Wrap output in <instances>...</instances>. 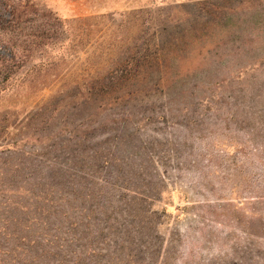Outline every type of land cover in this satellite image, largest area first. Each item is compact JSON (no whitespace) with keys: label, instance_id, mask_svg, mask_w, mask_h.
Listing matches in <instances>:
<instances>
[{"label":"rangeland","instance_id":"374dc122","mask_svg":"<svg viewBox=\"0 0 264 264\" xmlns=\"http://www.w3.org/2000/svg\"><path fill=\"white\" fill-rule=\"evenodd\" d=\"M0 264H264V0H0Z\"/></svg>","mask_w":264,"mask_h":264},{"label":"trees","instance_id":"16d2710c","mask_svg":"<svg viewBox=\"0 0 264 264\" xmlns=\"http://www.w3.org/2000/svg\"><path fill=\"white\" fill-rule=\"evenodd\" d=\"M9 13H10V17H12V16H11V14H12V15L14 14V11H13V9H12V10H10V12H9Z\"/></svg>","mask_w":264,"mask_h":264}]
</instances>
